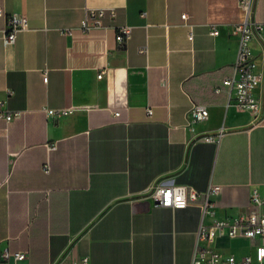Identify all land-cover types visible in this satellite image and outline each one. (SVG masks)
<instances>
[{
  "label": "crops",
  "instance_id": "0c3cea01",
  "mask_svg": "<svg viewBox=\"0 0 264 264\" xmlns=\"http://www.w3.org/2000/svg\"><path fill=\"white\" fill-rule=\"evenodd\" d=\"M0 8L29 19L5 47L0 18L2 109L24 112L0 122V248L28 254L11 264H192L202 209L157 207L148 195L159 181L200 193L221 187L212 198L221 218L248 211L254 190L264 197V98L254 115L215 93L240 51L238 0H0ZM86 8L116 17L85 35ZM250 20L264 23V0H253ZM124 26L131 35L120 49ZM252 49L264 71V38ZM196 106L209 111L200 124ZM217 249L240 258L254 243L223 238Z\"/></svg>",
  "mask_w": 264,
  "mask_h": 264
},
{
  "label": "built area",
  "instance_id": "2783aa9c",
  "mask_svg": "<svg viewBox=\"0 0 264 264\" xmlns=\"http://www.w3.org/2000/svg\"><path fill=\"white\" fill-rule=\"evenodd\" d=\"M241 8L245 12V19L234 25L232 35L240 42V51L235 62L232 73L225 78L222 85L215 89L216 94H227L228 106L235 109L258 115L262 110V99L264 98V71L258 68L252 49V42L257 36L264 38V23L250 20V12L253 0H238ZM115 10L108 9H85V16L80 22L78 30L85 35L96 30L106 29L105 20L114 19ZM146 13L142 14V18ZM0 18L6 20V26L2 31V38L5 47L15 45L19 34L29 30V19L26 15H6L0 8ZM186 19V15L182 16ZM74 30L62 31L63 34L72 35ZM131 27H120L116 32V41L120 49H123L130 39ZM210 35H219L217 29H212ZM189 40L193 41V33L189 35ZM145 52L144 49L140 50ZM104 73L98 75L102 79ZM45 81L48 78L45 77ZM4 103L0 101V122L7 126L21 120L23 111H9L2 107ZM47 115L60 118L70 114L68 110L43 109ZM152 115V111H149ZM115 116H120L116 113ZM193 124H200L209 118V111L205 106H196L191 112ZM222 133L209 136L203 141L208 143L218 142ZM54 149V147H53ZM43 172H51L50 163L43 165ZM221 187L210 186L208 191L200 193L197 190L177 185L172 180H162L155 185L149 193V197L157 207L171 210L186 209L191 205H197L202 209V221L197 237V247L192 264H264V197L257 190H254L250 197V209L237 217L221 218L215 213L214 196L219 194ZM246 239L254 243L253 253L236 257L234 255H224L217 249L219 240ZM28 259V254L23 252H11L8 248H0V264L21 263ZM72 264H90L88 258L74 261Z\"/></svg>",
  "mask_w": 264,
  "mask_h": 264
}]
</instances>
